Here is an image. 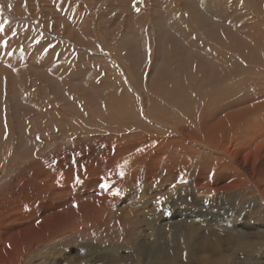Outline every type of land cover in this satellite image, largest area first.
I'll list each match as a JSON object with an SVG mask.
<instances>
[{
    "label": "rangeland",
    "instance_id": "obj_1",
    "mask_svg": "<svg viewBox=\"0 0 264 264\" xmlns=\"http://www.w3.org/2000/svg\"><path fill=\"white\" fill-rule=\"evenodd\" d=\"M0 25V264H190L199 221L264 264V0H0Z\"/></svg>",
    "mask_w": 264,
    "mask_h": 264
},
{
    "label": "bare ground",
    "instance_id": "obj_2",
    "mask_svg": "<svg viewBox=\"0 0 264 264\" xmlns=\"http://www.w3.org/2000/svg\"><path fill=\"white\" fill-rule=\"evenodd\" d=\"M244 1V0H243ZM248 3V2H247ZM217 15V14H216ZM220 16V15H219ZM219 30V29H218ZM261 30V29H260ZM214 34V33H213ZM207 35V34H206ZM215 35V34H214ZM261 35V34H260ZM259 35V36H260ZM216 36V35H215ZM141 37V36H140ZM258 37V36H257ZM227 42V41H226ZM232 42V41H231ZM227 58V57H226ZM230 62V61H229ZM262 66V65H261ZM186 70V69H185ZM186 72V71H185ZM188 72V71H187ZM186 72V73H187ZM181 74H183V73H181ZM188 74V73H187ZM190 74V73H189ZM196 74V73H195ZM201 74H204L203 72L201 73ZM191 75H192V72H191ZM193 76H195V75H193ZM196 76H197V74H196ZM211 76V75H210ZM215 76V75H214ZM201 77V76H200ZM192 78V77H191ZM209 79V78H208ZM211 79H212V77H211ZM195 80V79H194ZM198 81V80H197ZM214 81V80H213ZM241 81V80H240ZM239 82V81H238ZM229 86V85H228ZM232 86V85H231ZM188 87V86H187ZM233 87V86H232ZM238 88V87H237ZM188 89V88H187ZM234 89H236V88H233V90ZM239 89V88H238ZM238 89H236V90H238ZM231 91V90H230ZM197 93V92H196ZM172 95V94H171ZM170 95V96H171ZM185 95H187V94H185ZM163 96V95H162ZM161 96V97H162ZM169 96V97H170ZM189 96V95H188ZM164 98V97H163ZM176 98V97H175ZM186 98H189V97H186ZM165 99V98H164ZM162 100V99H161ZM161 100H160V103H162L163 105H164V103L163 102H161ZM180 101H181V99H180ZM185 101V100H184ZM213 101V100H212ZM223 101V100H222ZM182 103V102H181ZM217 104V103H216ZM157 105H158V102H157ZM184 105H186L185 103H184ZM214 105V104H213ZM189 106V105H188ZM259 106V105H258ZM161 107H163L162 105H161ZM181 107H183V104H182V106ZM185 107V106H184ZM219 107V106H218ZM228 107V106H227ZM230 107V106H229ZM232 108H233V106H232ZM176 109V108H175ZM263 109V108H262ZM182 110H184V109H182ZM203 110V109H202ZM201 110V111H202ZM217 110V109H216ZM221 110V109H220ZM225 110V109H224ZM226 110H228V109H226ZM231 110V109H230ZM215 111V110H214ZM229 111V110H228ZM232 111V110H231ZM230 111V113H232ZM181 112V111H180ZM183 112V111H182ZM177 113H179L178 111H177ZM211 112H209V114H210ZM216 113V112H215ZM220 113V112H219ZM254 113V112H253ZM182 114H184L185 115V113H182ZM200 114V113H199ZM213 115V114H212ZM216 115V114H215ZM251 115V114H250ZM199 116V115H198ZM150 117V116H149ZM157 117V116H156ZM178 117V116H177ZM199 117H202V116H199ZM203 117H204V115H203ZM257 117V116H256ZM179 118V117H178ZM189 118V117H188ZM223 118V117H222ZM221 118V119H222ZM156 119V118H155ZM180 119V118H179ZM198 119V118H197ZM220 119V120H221ZM224 119V118H223ZM250 119V118H249ZM178 120V119H177ZM176 120V121H177ZM181 120V119H180ZM189 120V119H188ZM199 120V119H198ZM251 120V119H250ZM173 121H175V120H173ZM185 121H187V120H185ZM259 121H261L260 119H259ZM235 122H236V120H235ZM239 122V121H238ZM249 122V121H248ZM175 123V122H174ZM178 123H180V121L178 122ZM200 123V122H199ZM199 123L197 124V125H199ZM207 123V122H206ZM234 123V122H233ZM255 123H258V122H255ZM195 124V123H194ZM230 124V123H229ZM251 124H252V122H251ZM99 125V124H98ZM196 125V126H197ZM224 125V124H223ZM226 125V124H225ZM222 126V125H221ZM245 126V125H244ZM207 127V126H206ZM234 127V126H233ZM199 128V127H198ZM204 128V127H203ZM246 128V127H245ZM209 129V128H208ZM221 129V128H220ZM178 130V129H177ZM189 130V129H188ZM201 130V129H200ZM240 130V129H239ZM244 131V130H243ZM198 132V131H197ZM187 133V132H186ZM193 134V133H192ZM191 134V135H192ZM198 134V133H197ZM200 134V133H199ZM193 136V135H192ZM191 138V137H190ZM209 138V137H208ZM195 142H197V141H195ZM210 142H212V141H210ZM209 142V143H210ZM224 142H225V140H224ZM208 143V142H207ZM193 144V143H192ZM215 144V143H214ZM219 144H220V142H219ZM218 144V145H219ZM221 144H223V143H221ZM227 144V143H226ZM230 144V143H229ZM257 146V145H256ZM245 147V146H244ZM209 148H210V146H209ZM235 148V147H234ZM246 148H248V147H245V149ZM262 148V147H261ZM240 149V148H239ZM262 149H264V147L262 148ZM243 150V148L241 149V151ZM227 151V150H226ZM246 151H248V150H246ZM261 151V150H260ZM243 152V151H242ZM250 152V151H249ZM254 154V153H253ZM221 155V154H220ZM245 155H247V154H245ZM258 155H260V154H258ZM184 156V155H183ZM232 156V155H231ZM234 157V156H233ZM247 157V156H246ZM262 157V156H261ZM219 158V157H218ZM237 158V157H236ZM235 158V159H236ZM244 159V158H243ZM257 159V158H256ZM223 160V159H222ZM225 160V159H224ZM245 160V159H244ZM259 160V159H258ZM226 161V160H225ZM233 161V160H232ZM240 161V160H239ZM243 161V160H242ZM244 162V161H243ZM246 162V161H245ZM248 164V163H247ZM243 165V164H242ZM259 165V164H258ZM255 166V165H254ZM248 167V166H247ZM251 167H252V165H251ZM250 167V168H251ZM258 167V166H257ZM228 168V167H227ZM232 168V167H231ZM237 169V168H236ZM249 169V168H248ZM220 170H223V169H220ZM225 170V169H224ZM262 170V169H261ZM219 171V170H218ZM252 171V170H251ZM256 171V170H255ZM220 172V171H219ZM230 172H231V170H230ZM250 172V171H249ZM254 171H252V173H253ZM258 172V171H257ZM233 173H235V172H233ZM242 173V172H241ZM248 174V173H247ZM261 174H262V172H261ZM222 175V174H221ZM233 175V174H232ZM232 175H231V177H232ZM223 176H225L224 174H223ZM250 176V175H249ZM248 176V177H249ZM260 176V175H259ZM236 177V176H235ZM201 179V178H200ZM230 179V178H229ZM257 179V178H256ZM201 180H204V179H201ZM236 180V179H235ZM258 180H260V182H261V179H258ZM222 181V180H221ZM227 181V180H226ZM240 181V180H239ZM227 182H229V181H227ZM232 182V181H231ZM241 183V182H240ZM256 183H258V181L256 182ZM230 184V183H229ZM260 184H262V183H260ZM221 185V184H220ZM242 185V184H241ZM254 185L256 186V184L254 183ZM224 186V185H223ZM227 186V185H226ZM225 186V187H226ZM212 187V186H211ZM218 187V186H217ZM254 187V186H253ZM196 188V187H195ZM259 188V187H258ZM192 189V188H191ZM207 189H209V188H207ZM220 189V188H219ZM227 189V188H226ZM264 189V188H263ZM217 190H218V188H217ZM214 191V190H213ZM262 191V190H261ZM214 192H216V191H214ZM115 193V192H114ZM260 193V192H259ZM228 194V193H227ZM257 194H258V192H257ZM110 195V194H109ZM105 196H107V195H105ZM260 196H262V195H260ZM108 197V196H107ZM224 199V198H223ZM47 200V199H46ZM48 201V200H47ZM45 202V201H44ZM57 202H59V201H57ZM42 203H43V201H42ZM48 203V202H47ZM70 203V202H69ZM101 203V202H100ZM45 204V203H44ZM258 204V203H257ZM40 205H41V203H40ZM254 205V204H253ZM39 206V205H38ZM52 206V205H51ZM74 206V205H73ZM73 208V207H72ZM254 208V207H253ZM256 208V207H255ZM254 208V209H255ZM47 209L48 208H44L43 209V211L44 212H47ZM256 209H258V208H256ZM262 210V209H261ZM39 211V210H38ZM256 211V210H255ZM260 211V210H259ZM40 212V211H39ZM50 212V211H49ZM59 212V211H58ZM230 213V212H229ZM49 214V213H48ZM74 215V214H73ZM43 217V216H42ZM209 217H210V219H212V220H214V221H216V220H218V218L220 217V218H224V216L223 215H221V216H219L217 213H209ZM62 218V217H61ZM65 218V217H64ZM207 218V217H206ZM46 219V218H45ZM48 219V218H47ZM55 220V219H54ZM25 222V221H24ZM40 222H42V221H40ZM56 222V221H55ZM28 223V222H27ZM192 223V222H191ZM8 224V223H7ZM26 224V223H25ZM56 224V223H55ZM184 223H182V225H181V228H180V230L177 232V238H178V241H179V243H180V232H182L183 233V236H184V241H183V245L181 246L180 245V252L182 253V254H184L183 253V250H187L190 254L189 255H191L193 258H196V259H187L189 262H191L190 264H200V263H198L197 261L198 260H200L201 258H205V257H210V259H213V262L211 263V264H223V261H222V259H221V257L219 256V253L218 254H216L217 252H220L219 251V248H220V245H221V241H222V238H224L223 237V235H224V233L223 232H221L220 230H217V229H215L214 227H211V226H209V224H207L205 221H199V222H196V223H193V224H191V225H189L188 223H185L184 225H183ZM207 224V225H206ZM20 225V224H19ZM183 226V227H182ZM2 228V227H1ZM14 228V227H13ZM62 228V227H61ZM31 229H32V227H27V226H25V227H22L21 229H19V230H17L14 234H13V236L15 237V239L17 240V241H19V243H18V245H21V246H23L24 245V243H27L28 242V240L30 239V236H36L37 234H34V233H32L31 232ZM178 229V228H177ZM9 230V229H8ZM10 230H11V228H10ZM14 230V229H13ZM34 230V229H33ZM39 231H40V229H38ZM37 230V231H38ZM37 233V232H36ZM262 232H259V235H262L261 234ZM2 234H4V232L2 233ZM5 235V234H4ZM38 236V235H37ZM167 237V236H166ZM165 237V238H166ZM20 238H22V239H20ZM175 238V236H174V234L172 233L171 235H170V238H166V240H167V242H168V239H169V241H171L172 243H174V239ZM259 238H260V236H259ZM42 239V238H41ZM20 240H23V242L22 241H20ZM33 240V239H32ZM166 242V243H167ZM28 243H30V242H28ZM27 243V244H28ZM35 243V242H34ZM165 243V242H164ZM37 245V244H36ZM136 247H135V249H134V252L136 253V258H138V260L139 259H141L142 257H144L143 259L145 260H149V261H153L151 258H152V255H154V257L156 258V256H158L159 255V252L157 253V251H154L152 248H150V246H149V248H147V247H145V246H143V247H145V249L144 248H142L143 250V252L142 253H139L138 251H140V247H139V244L137 243L136 245H135ZM259 246V247H258ZM263 246V243L260 241L259 242V245H258V242H255V245H254V248L252 249V245L251 246H249V247H247L246 249L248 250V251H255V252H258L259 250H260V248ZM12 249H14V248H12ZM157 249V248H156ZM111 250V249H110ZM52 251V250H51ZM201 251H203V252H206V254H203L202 256H200V252ZM14 252H17V251H14ZM24 252H25V250H24ZM176 252V251H175ZM252 252V253H253ZM11 253H13V252H11ZM10 253V254H11ZM21 255V252L19 251L17 254H15L14 255V253H13V257H19L20 255ZM24 256V255H23ZM12 257V258H13ZM105 257L107 258V259H109V262H112V261H119L120 262V264H124V262H121L120 260H121V258H122V255L120 254V253H118V252H116V251H113V250H111V252H107L106 254H105ZM166 258V257H165ZM209 259V260H210ZM16 260H17V258H16ZM167 261H169V260H167ZM181 261V260H180ZM174 262V261H173ZM175 262H177L176 260H175ZM14 263V262H13ZM171 263V262H170ZM7 264V263H6ZM10 264V263H9ZM25 264V263H24ZM169 264V263H168ZM172 264V263H171ZM182 264V263H181ZM248 264H256V263H248Z\"/></svg>",
    "mask_w": 264,
    "mask_h": 264
},
{
    "label": "snow or ice",
    "instance_id": "obj_3",
    "mask_svg": "<svg viewBox=\"0 0 264 264\" xmlns=\"http://www.w3.org/2000/svg\"><path fill=\"white\" fill-rule=\"evenodd\" d=\"M137 11H138V9H137ZM2 30H3V25H0V31H2ZM44 51H45V53H47V52H48V49L46 48ZM138 151H140V149H138ZM120 175L123 176L124 173H123V172H120ZM100 187H101V188H106L107 185H105V184H101ZM173 187H174V185H173ZM113 194L115 195V194H118V193H113ZM159 202H160V201H157V203H159ZM75 206H76V205H74V207H75Z\"/></svg>",
    "mask_w": 264,
    "mask_h": 264
}]
</instances>
